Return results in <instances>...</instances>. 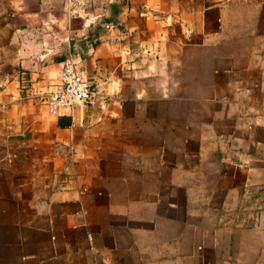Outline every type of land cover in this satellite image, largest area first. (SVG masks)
Returning <instances> with one entry per match:
<instances>
[{"label": "crops", "instance_id": "1", "mask_svg": "<svg viewBox=\"0 0 264 264\" xmlns=\"http://www.w3.org/2000/svg\"><path fill=\"white\" fill-rule=\"evenodd\" d=\"M0 264H264V0H0Z\"/></svg>", "mask_w": 264, "mask_h": 264}, {"label": "built area", "instance_id": "2", "mask_svg": "<svg viewBox=\"0 0 264 264\" xmlns=\"http://www.w3.org/2000/svg\"><path fill=\"white\" fill-rule=\"evenodd\" d=\"M98 94V85L81 73L76 61L67 58L63 62L60 85L47 93L45 103L50 112L57 114L92 102Z\"/></svg>", "mask_w": 264, "mask_h": 264}]
</instances>
